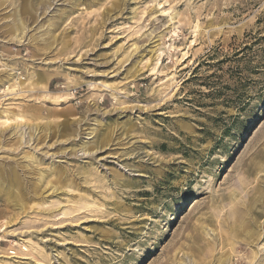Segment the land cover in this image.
Here are the masks:
<instances>
[{"label": "rangeland", "instance_id": "rangeland-1", "mask_svg": "<svg viewBox=\"0 0 264 264\" xmlns=\"http://www.w3.org/2000/svg\"><path fill=\"white\" fill-rule=\"evenodd\" d=\"M0 174V264H264V0H0Z\"/></svg>", "mask_w": 264, "mask_h": 264}, {"label": "bare ground", "instance_id": "bare-ground-1", "mask_svg": "<svg viewBox=\"0 0 264 264\" xmlns=\"http://www.w3.org/2000/svg\"><path fill=\"white\" fill-rule=\"evenodd\" d=\"M13 147V146H12ZM8 167V166H7ZM15 169V168H14ZM3 170V169H2ZM7 170V169H6ZM9 170H10V168H9ZM11 170H13V169H11ZM4 171V170H3ZM6 172V171H5ZM8 172V171H7ZM4 173V172H3ZM11 174V173H10ZM9 174V175H10ZM1 176H2V174H0ZM4 175H5V173H4ZM5 177V176H4ZM8 177V176H7ZM16 177H17V174H16ZM3 178V177H2ZM6 179V178H5ZM4 180V179H3ZM14 181H16V180H14ZM14 181L12 182V183H14ZM20 182V181H19ZM18 183V182H17ZM19 184V183H18ZM3 185H5V184H3ZM17 185V184H16ZM3 187H5V186H3ZM21 187V186H20ZM13 188V187H12ZM22 189V188H21ZM32 189V188H31ZM34 193V192H33ZM38 193V192H37ZM14 194V193H13ZM15 195V194H14ZM17 195V194H16ZM30 196V195H29ZM18 199V198H17ZM24 205V204H23ZM24 210V209H23Z\"/></svg>", "mask_w": 264, "mask_h": 264}]
</instances>
